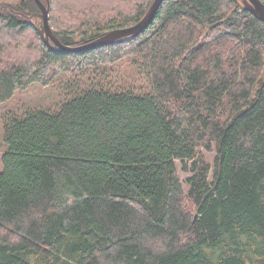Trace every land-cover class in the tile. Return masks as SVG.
Masks as SVG:
<instances>
[{
  "label": "trees",
  "instance_id": "16d2710c",
  "mask_svg": "<svg viewBox=\"0 0 264 264\" xmlns=\"http://www.w3.org/2000/svg\"><path fill=\"white\" fill-rule=\"evenodd\" d=\"M41 1L76 46L154 0ZM42 23L34 0H0V104L94 75L4 120L0 264H264V23L236 0H165L139 37L81 53ZM126 59L139 82L113 79Z\"/></svg>",
  "mask_w": 264,
  "mask_h": 264
},
{
  "label": "rangeland",
  "instance_id": "374dc122",
  "mask_svg": "<svg viewBox=\"0 0 264 264\" xmlns=\"http://www.w3.org/2000/svg\"><path fill=\"white\" fill-rule=\"evenodd\" d=\"M102 18L106 19L107 17L103 16ZM79 45H82V43ZM118 72L120 75L127 76V82L130 81V77L132 80H135V82H139L137 76L134 75V71H132L130 61L127 59L115 65L114 70L111 72L113 74V79L117 76ZM93 75L94 72H90L86 75L72 76L73 78L67 75L58 78L54 83L47 87L36 84L25 93H17L11 101L0 104V172H3L4 170L2 155L7 152L8 149L4 142L5 118L8 117L9 114L21 113L25 109L57 110L68 100L69 95L72 94L70 92L71 88L83 86L84 88L88 87V82L92 79ZM206 156L207 160H212V157H209L208 155ZM186 177L187 175H183L184 179Z\"/></svg>",
  "mask_w": 264,
  "mask_h": 264
},
{
  "label": "water",
  "instance_id": "95a60500",
  "mask_svg": "<svg viewBox=\"0 0 264 264\" xmlns=\"http://www.w3.org/2000/svg\"><path fill=\"white\" fill-rule=\"evenodd\" d=\"M42 14V26L38 29L44 43L52 50L58 49L66 53H81L103 46H109L122 39H133L143 34L153 22L157 12L165 0H154L146 15L135 25L123 29H116L103 33L97 38L85 40L79 46L64 45L53 32L49 23V2L45 5L41 0H34ZM245 11L264 23L263 0H236Z\"/></svg>",
  "mask_w": 264,
  "mask_h": 264
}]
</instances>
